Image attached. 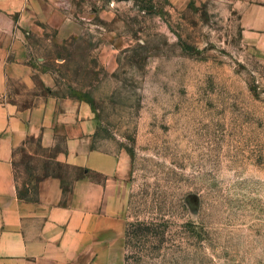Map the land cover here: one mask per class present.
<instances>
[{"label": "rangeland", "instance_id": "1", "mask_svg": "<svg viewBox=\"0 0 264 264\" xmlns=\"http://www.w3.org/2000/svg\"><path fill=\"white\" fill-rule=\"evenodd\" d=\"M88 1L70 37L28 36L57 93L91 104L93 145L130 158L124 264H264V56L238 16L224 0Z\"/></svg>", "mask_w": 264, "mask_h": 264}, {"label": "crops", "instance_id": "2", "mask_svg": "<svg viewBox=\"0 0 264 264\" xmlns=\"http://www.w3.org/2000/svg\"><path fill=\"white\" fill-rule=\"evenodd\" d=\"M224 1L264 56V0ZM87 2L0 0V264L125 262L130 158L93 145L91 104L57 93L28 36L59 25L70 37L90 24Z\"/></svg>", "mask_w": 264, "mask_h": 264}]
</instances>
